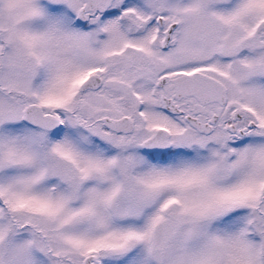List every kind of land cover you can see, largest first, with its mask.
Here are the masks:
<instances>
[{
    "label": "snow or ice",
    "instance_id": "6c2138e0",
    "mask_svg": "<svg viewBox=\"0 0 264 264\" xmlns=\"http://www.w3.org/2000/svg\"><path fill=\"white\" fill-rule=\"evenodd\" d=\"M0 264H264V0H0Z\"/></svg>",
    "mask_w": 264,
    "mask_h": 264
}]
</instances>
